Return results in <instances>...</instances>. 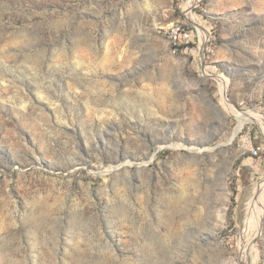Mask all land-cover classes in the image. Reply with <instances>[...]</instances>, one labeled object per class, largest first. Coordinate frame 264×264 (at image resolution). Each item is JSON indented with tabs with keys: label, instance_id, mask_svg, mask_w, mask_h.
<instances>
[{
	"label": "rangeland",
	"instance_id": "1",
	"mask_svg": "<svg viewBox=\"0 0 264 264\" xmlns=\"http://www.w3.org/2000/svg\"><path fill=\"white\" fill-rule=\"evenodd\" d=\"M187 1L0 0V264H264V0Z\"/></svg>",
	"mask_w": 264,
	"mask_h": 264
},
{
	"label": "bare ground",
	"instance_id": "2",
	"mask_svg": "<svg viewBox=\"0 0 264 264\" xmlns=\"http://www.w3.org/2000/svg\"><path fill=\"white\" fill-rule=\"evenodd\" d=\"M194 1L195 0H188L185 7L186 14L191 20H193V17L191 16L189 9ZM195 24L198 26L197 23ZM198 28L202 30L203 34L205 33L203 28ZM221 86L224 88L226 86V82L221 80ZM256 118V114L253 113H239V122L236 129L239 130L246 120ZM168 146L177 147L178 145L169 144ZM242 205L245 207V214L247 219L250 221V225L243 232L245 241L241 244L240 251L245 253V255L253 261L255 253L253 239L255 235L259 233L261 219L264 217V175L254 185H251L248 195L243 200ZM215 217L216 224L221 223L224 220V209L220 208L217 210Z\"/></svg>",
	"mask_w": 264,
	"mask_h": 264
},
{
	"label": "built area",
	"instance_id": "3",
	"mask_svg": "<svg viewBox=\"0 0 264 264\" xmlns=\"http://www.w3.org/2000/svg\"><path fill=\"white\" fill-rule=\"evenodd\" d=\"M183 28H184L183 25L178 24V23H171V25L169 26L167 33H168V36L173 43H176L178 41V39L180 38V36L184 33ZM174 48H177V47L174 46ZM243 136H244V138H243V142H244L246 135L243 134ZM245 147L247 148V151L251 154L256 155L258 152V147L255 148V147L251 146L250 144L245 145Z\"/></svg>",
	"mask_w": 264,
	"mask_h": 264
},
{
	"label": "trees",
	"instance_id": "4",
	"mask_svg": "<svg viewBox=\"0 0 264 264\" xmlns=\"http://www.w3.org/2000/svg\"><path fill=\"white\" fill-rule=\"evenodd\" d=\"M184 29V28H183ZM178 48V47H177Z\"/></svg>",
	"mask_w": 264,
	"mask_h": 264
}]
</instances>
